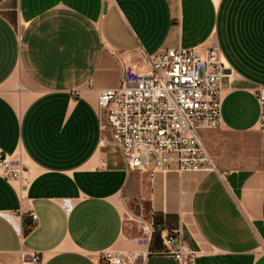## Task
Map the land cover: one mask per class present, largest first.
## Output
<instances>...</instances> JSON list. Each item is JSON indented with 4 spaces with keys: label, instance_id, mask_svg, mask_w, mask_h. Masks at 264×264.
I'll use <instances>...</instances> for the list:
<instances>
[{
    "label": "crops",
    "instance_id": "1",
    "mask_svg": "<svg viewBox=\"0 0 264 264\" xmlns=\"http://www.w3.org/2000/svg\"><path fill=\"white\" fill-rule=\"evenodd\" d=\"M179 46L227 66L222 124L202 131L217 167L129 168L100 143L98 91L120 84L121 59ZM258 86L264 0H0V152L29 166L25 184L0 174V264H100L107 249L180 264L142 234L150 214L193 264H264Z\"/></svg>",
    "mask_w": 264,
    "mask_h": 264
},
{
    "label": "built area",
    "instance_id": "2",
    "mask_svg": "<svg viewBox=\"0 0 264 264\" xmlns=\"http://www.w3.org/2000/svg\"><path fill=\"white\" fill-rule=\"evenodd\" d=\"M121 81L98 91L100 139L121 151L129 168L209 171L214 156L202 136L204 129L222 124V78L227 66L216 47H169L155 53L141 50L137 62L124 59ZM90 85L93 81L89 80ZM260 105L258 128L264 131V86L254 90ZM29 166L0 152V174L25 184ZM34 222L37 214L32 212ZM141 232L149 239L160 232L164 251L180 264H193L197 255L182 241L181 232L157 222L153 214L140 216ZM34 260L36 254H30ZM100 264H142L137 256L107 249Z\"/></svg>",
    "mask_w": 264,
    "mask_h": 264
},
{
    "label": "rangeland",
    "instance_id": "3",
    "mask_svg": "<svg viewBox=\"0 0 264 264\" xmlns=\"http://www.w3.org/2000/svg\"><path fill=\"white\" fill-rule=\"evenodd\" d=\"M260 140L262 141V143L264 144V136L263 135H261L260 137ZM219 140H223V139H226L225 138V135H221L219 138H218ZM258 139V137L256 136V140ZM126 214V216H127V213H125Z\"/></svg>",
    "mask_w": 264,
    "mask_h": 264
},
{
    "label": "water",
    "instance_id": "4",
    "mask_svg": "<svg viewBox=\"0 0 264 264\" xmlns=\"http://www.w3.org/2000/svg\"><path fill=\"white\" fill-rule=\"evenodd\" d=\"M227 71V70H226Z\"/></svg>",
    "mask_w": 264,
    "mask_h": 264
}]
</instances>
